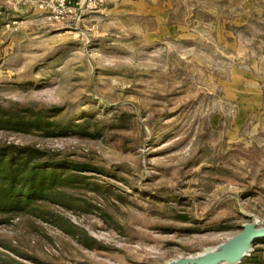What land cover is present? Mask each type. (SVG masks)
Segmentation results:
<instances>
[{
    "label": "rangeland",
    "instance_id": "rangeland-1",
    "mask_svg": "<svg viewBox=\"0 0 264 264\" xmlns=\"http://www.w3.org/2000/svg\"><path fill=\"white\" fill-rule=\"evenodd\" d=\"M19 10L0 114L25 123L0 121V149L40 150L47 186L0 214V264H166L264 222V0Z\"/></svg>",
    "mask_w": 264,
    "mask_h": 264
},
{
    "label": "trees",
    "instance_id": "trees-1",
    "mask_svg": "<svg viewBox=\"0 0 264 264\" xmlns=\"http://www.w3.org/2000/svg\"><path fill=\"white\" fill-rule=\"evenodd\" d=\"M0 121L23 125L25 119L15 114H0ZM6 152L0 149V214H13L22 211L33 199L41 196L46 182L34 163L35 157L43 155L40 150L27 147H9ZM9 151V152H8ZM19 152L18 154H16ZM259 258H247L242 264H249Z\"/></svg>",
    "mask_w": 264,
    "mask_h": 264
},
{
    "label": "water",
    "instance_id": "water-1",
    "mask_svg": "<svg viewBox=\"0 0 264 264\" xmlns=\"http://www.w3.org/2000/svg\"><path fill=\"white\" fill-rule=\"evenodd\" d=\"M261 242H264V222L256 221L244 225L239 234L215 249L166 264H242Z\"/></svg>",
    "mask_w": 264,
    "mask_h": 264
},
{
    "label": "built area",
    "instance_id": "built-area-1",
    "mask_svg": "<svg viewBox=\"0 0 264 264\" xmlns=\"http://www.w3.org/2000/svg\"><path fill=\"white\" fill-rule=\"evenodd\" d=\"M107 2L108 0H14L19 9L39 12L52 22L83 18L90 13L101 11ZM6 12L0 0V18L5 17ZM5 23L7 27L10 26L9 22Z\"/></svg>",
    "mask_w": 264,
    "mask_h": 264
},
{
    "label": "crops",
    "instance_id": "crops-1",
    "mask_svg": "<svg viewBox=\"0 0 264 264\" xmlns=\"http://www.w3.org/2000/svg\"><path fill=\"white\" fill-rule=\"evenodd\" d=\"M1 4L4 7L5 10H15V11L19 10L18 6L15 5L14 0H1ZM126 5L131 10H134L137 7V5H138V8H139V4H135V3H132V2H129ZM140 7H141V5H140Z\"/></svg>",
    "mask_w": 264,
    "mask_h": 264
}]
</instances>
